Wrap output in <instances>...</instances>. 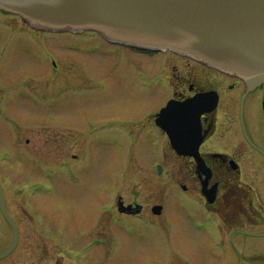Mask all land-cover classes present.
Instances as JSON below:
<instances>
[{"label":"rangeland","instance_id":"374dc122","mask_svg":"<svg viewBox=\"0 0 264 264\" xmlns=\"http://www.w3.org/2000/svg\"><path fill=\"white\" fill-rule=\"evenodd\" d=\"M25 25L0 11V177L8 203L14 182L40 185L30 187L29 237L0 264H167L170 251H207L187 214L198 198L179 187L188 183L186 161L162 138L131 136L169 94L173 54L111 45L92 28L53 34ZM58 125H69L68 135ZM62 157L65 165H53ZM117 195L142 211L120 214ZM43 214L61 240L39 233ZM0 230L2 249L10 235L1 218Z\"/></svg>","mask_w":264,"mask_h":264},{"label":"flooded vegetation","instance_id":"af4514ba","mask_svg":"<svg viewBox=\"0 0 264 264\" xmlns=\"http://www.w3.org/2000/svg\"><path fill=\"white\" fill-rule=\"evenodd\" d=\"M172 67L170 92L164 102L203 94L198 150L205 172L198 170L192 156L178 155L173 149L171 152L187 163L188 183L181 185L198 198L187 214L191 222L202 221L199 231L203 235L198 238L206 240L207 251H170L167 264H264V81L249 84L233 72L191 56L177 57ZM156 111L136 126L132 137L142 132L147 141H168L155 123ZM56 128L62 133L64 126ZM201 179L206 180L207 188L215 189L214 199L201 195ZM18 188L17 183L12 185L8 211L18 226L19 239H25L29 236L23 224L31 216V205L29 191ZM48 221L44 216L39 233L48 240H61V232L51 229ZM58 255L64 258L65 253ZM51 264L60 261L55 258Z\"/></svg>","mask_w":264,"mask_h":264},{"label":"water","instance_id":"95a60500","mask_svg":"<svg viewBox=\"0 0 264 264\" xmlns=\"http://www.w3.org/2000/svg\"><path fill=\"white\" fill-rule=\"evenodd\" d=\"M0 6L40 24L91 26L144 42H164L215 60L255 82L264 80V0H0ZM192 100H169L156 121L178 152L199 160L198 143L182 142L174 134L176 125H188L182 115ZM175 115L178 120H171ZM117 203L119 210L130 211V205ZM0 209L13 230L9 245L0 251L3 257L16 245L18 234L1 186ZM160 209L159 204L151 207L154 213Z\"/></svg>","mask_w":264,"mask_h":264}]
</instances>
